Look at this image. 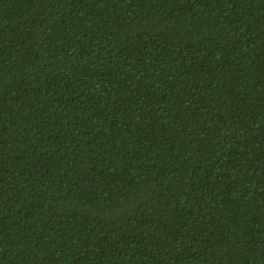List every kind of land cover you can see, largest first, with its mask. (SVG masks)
Wrapping results in <instances>:
<instances>
[{"label": "trees", "instance_id": "16d2710c", "mask_svg": "<svg viewBox=\"0 0 264 264\" xmlns=\"http://www.w3.org/2000/svg\"><path fill=\"white\" fill-rule=\"evenodd\" d=\"M0 264H264V0H0Z\"/></svg>", "mask_w": 264, "mask_h": 264}]
</instances>
